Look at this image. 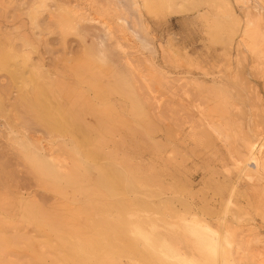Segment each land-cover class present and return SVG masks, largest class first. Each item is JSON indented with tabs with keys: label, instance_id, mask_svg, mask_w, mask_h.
Returning a JSON list of instances; mask_svg holds the SVG:
<instances>
[{
	"label": "rangeland",
	"instance_id": "obj_1",
	"mask_svg": "<svg viewBox=\"0 0 264 264\" xmlns=\"http://www.w3.org/2000/svg\"><path fill=\"white\" fill-rule=\"evenodd\" d=\"M32 1L0 0V47L30 52L28 65L55 80V99L47 93L41 107L55 109L52 118L66 121L75 138L50 136L35 112L17 107L15 99L30 91L28 69L11 78L0 65V264H154L131 239L129 214L145 229L180 218L225 225L237 243L257 228L254 242L264 246V218L229 158L239 147L233 113L251 106L248 81L257 100L243 122L264 117V41L254 55L238 45L246 19L264 32L260 0H137L141 8L134 0H48L39 28L26 15ZM56 6L63 15L77 7L85 20L57 27ZM221 101L228 107L219 113ZM228 118L226 144L209 128ZM28 143L41 157H26ZM51 152L65 170L44 169ZM247 257L241 260L252 264Z\"/></svg>",
	"mask_w": 264,
	"mask_h": 264
},
{
	"label": "bare ground",
	"instance_id": "obj_2",
	"mask_svg": "<svg viewBox=\"0 0 264 264\" xmlns=\"http://www.w3.org/2000/svg\"><path fill=\"white\" fill-rule=\"evenodd\" d=\"M46 1L49 2L48 0H33L29 5H27L28 7L26 8L27 9L26 15L29 18L31 26H34L35 28L41 27L39 25L38 18L40 16V14L42 13V11L45 10L46 7L48 6L47 5L48 3H46ZM142 1H144V0H142ZM242 2L244 4V1H242ZM141 3H142V5L144 4L143 2H141ZM147 3H145V4H147ZM134 5L137 7H140L141 4H137V0H134ZM261 5H264V1L260 0V6ZM58 7H59V5H58ZM72 7H74V6H72ZM261 7H264V6H261ZM56 8H57V6H56ZM61 8H57V9L61 10ZM76 8H75V10L67 9V11L64 13V15H63V12H64L63 10L65 8L61 11L56 9L58 12L57 15L59 16V13H62V15L59 18H57L55 16V18H57V19H55L56 24L55 23H52V24L57 25V27H61V25H64L66 23L71 24L72 21H75L78 23V21H80V20H85V16L83 15L84 13H80L79 12L80 10L78 11V10H76ZM148 8H150V6ZM253 10H255V9H253ZM148 11H149V9H148ZM244 11H245V8H244ZM250 12H252V11H250ZM47 13H49V12H47ZM257 13H259V12H257ZM247 15L248 14H246V16ZM251 16L253 17V14ZM49 17H50V15H49ZM51 17H53V15H51ZM234 17H236V16H234ZM63 20H65V22ZM261 20H262V18L260 19V21ZM51 21H50V24H51ZM255 21H254V24H255ZM262 21H264V20H262ZM251 22L252 21H250V19H246L243 24L241 23L242 25L239 28L240 29V31H239L240 32V37H239L240 39L238 40L239 44L237 43V41H235V42H236V45L238 44L239 47L241 46L243 51H245L246 53L250 52L251 54L254 55L255 52L259 49L258 48L259 46H257V45H259V43H257V40L262 38V41H264V34H262L264 32H262V33L258 32L257 30H258L259 25L257 27L252 26ZM258 24H259V22H258ZM44 26L46 28L50 25H44ZM102 26H103V30L105 31V33L110 36L111 31L109 30L108 26H106L105 24H103ZM50 27L48 29H50ZM235 29H236V25H235ZM236 30H237L236 33L239 34L238 28ZM226 37H227V35H226ZM230 40H228V41H230ZM234 40H237V39H234ZM26 42H27V39L25 40V38H24L23 43L25 44ZM258 42H260V41L258 40ZM230 44H231V42H230ZM261 45H262V43H261ZM24 46L26 47V45H24ZM222 47H224V46H222ZM230 47H232V46H230ZM230 47L228 49L231 50ZM262 49H264V48H262ZM262 49H260V50H262ZM225 54H227V53H225ZM247 56H248V54H247ZM230 57H232V56H230ZM262 59H264V58H262ZM231 60H232V58H231ZM252 60H250V61H252ZM257 60H258V58H257ZM223 61L225 62V60H223ZM261 61H264V60H261ZM10 62H13V64H14L13 70L10 68V65H9ZM29 62H30V52L24 51V50L15 51L14 48L11 47L8 42H4L3 45L0 47V65L3 66V69L6 70V72H8V74L11 78L16 76L17 69H19L21 71V74L23 73L25 68L28 69L27 70L28 80L31 83L30 91H26L25 93H23L22 95H20L19 97H17L15 99L16 106L17 107H23L24 109H26L28 111L35 112V114H36L35 121L40 126L47 129V131H49L48 133L50 136L57 134L60 136L63 135L65 137H68L71 140L74 139L75 134H73L72 130L69 129V125L66 121H62L61 119H60L61 121H56L52 118V115L55 113V109H54V111L53 110L47 111V109H44V107H41V106H43L40 103V101H43V99H41V98L43 96L46 97L47 93H49L48 98H49L50 103H51L52 99H55V96H54L55 91H56L55 88L59 85L55 82V80H53V78L51 76L48 77V73H44V71L40 69L39 65H37V64L28 65ZM262 64H264V63H262ZM226 67H227V65H226ZM262 67H264V66H262ZM0 68L2 69V67H0ZM234 68H235V66H234ZM253 69H251V70H253ZM256 69H257V67H256ZM262 69H264V68H262ZM229 70H230V68H229ZM241 70H242V68H241ZM233 71H230V72L233 73ZM262 71H264V70H262ZM225 72H226V70H225ZM25 73H26V71L24 72V74ZM227 73H226V75H227ZM254 73H253V75H254L253 77H255V75H256V72H254ZM258 73L260 74L259 70H258ZM219 74H220V71H219ZM250 74H252V72ZM228 75H231V74H228ZM245 75L246 74H244V77L247 78V76H245ZM236 76H238V75H236ZM241 76H243V75H241ZM262 78H264V77H262ZM243 80H245V79H243ZM229 81H231V80H229ZM240 81H242V79ZM255 82H254V84H255ZM230 83H232V82H230ZM244 85L245 84L243 82V86ZM240 86H241V84H240ZM245 86H246L247 92L249 93L248 94L249 96H247L245 94L246 95L245 100H246V98H248V100H249L248 104H251V106H253V104H255V100H257L256 96H255L256 95L255 92H257L258 89H257V91L254 92V89H256V88H254L253 87L254 85L252 83H250L249 81H248V83H246ZM221 90H222V88H221ZM243 90H244V88H243ZM238 92L240 93V91H238ZM220 95H221V93H220ZM221 97H220V100H221ZM225 97H226V95H225ZM228 97L229 96H227V99H228ZM240 97H241V95H240ZM232 99H233V97H232ZM46 100L47 99H45V101ZM223 100H226V99L224 98ZM258 100H259V98H258ZM228 101L229 102H227V103L230 104V100H228ZM241 101L239 100V102H241ZM253 101H254V103H252ZM236 102H237V100L235 101V103ZM227 103H226V105H227ZM222 104L223 103L221 101V107L219 104V106H217L219 108L218 109L216 108V110H219L221 108L220 110L225 111L224 110L225 107H228V106H226L224 104L225 107H223L224 109H222ZM231 104H232V102H231ZM245 104H243V105H245ZM1 105H3V98L0 99V106ZM14 106H15V104H14ZM232 106H234V103ZM251 106H249V107L251 108ZM249 107L248 108L243 107L244 109H246V111H245L241 107L236 109V106H235L236 111L233 113V115L236 114L238 116V119H239L238 121L240 123L239 124L240 132L237 131L240 133V135L237 134L238 135L237 140L239 142L238 148H242L243 155H239L238 150H237L238 148H237V149H235L236 153H234V155H231V157H229V158H231L232 160H233V158L236 159V160H234L235 161L234 162V166H235L234 171H236L238 173L237 178L239 180L244 181L248 185L249 189L252 188L251 194L253 195V199L256 200L254 203H256V202L258 203L257 205L260 208L262 218H264V117H261L258 114V116L260 117L258 122H257V120L253 121L254 119L253 120L251 119V120H249V122L246 121L247 123H244L243 120L246 118L243 119V114L245 112H247V109H249ZM60 108L61 107L59 106V109H58V111L56 110V113L60 114V116H61L62 111L60 110ZM51 109H53V108H51ZM229 109L232 110V108H230V107H229ZM229 109L226 110V112L227 111L232 112ZM258 110H259V107H258ZM219 111H217L216 114L221 117V118H218L219 116H217L220 123H221V119L223 118L222 116H224V114L225 115L227 114L229 118L231 117L230 116L231 114L229 113L230 114L229 115L228 112L227 113L222 112L223 114L221 116L219 114V113H221V111L220 112ZM260 111H261V109H260ZM249 113H250V111H249ZM249 113L247 114L248 116H249ZM213 114H215V113H213ZM244 115H246V114H244ZM254 115H256V113ZM262 115H264V114H262ZM241 117H242V119H241ZM214 118L217 119L216 117H214ZM214 118H213V121L215 120ZM225 118H223V119H225ZM229 118L226 119L228 121L225 120L224 124L223 123H222V125L218 124L219 126L210 125V128H209L210 130L212 129L211 132L213 131L216 134V137L222 139V141H226L227 139H229L228 136L226 135L227 131L223 130V127L226 129L229 126H231L232 122L229 120ZM214 122H215V124H217L216 121H214ZM255 122H257V123H255ZM208 124H212V123H208ZM207 127H208V125H207ZM234 128L232 130L235 131L236 129H234ZM230 133H231V131H230ZM237 140H236V143H234L235 146H237L236 145ZM34 144H32V143H28V145L26 144L27 147H31V151L30 150L28 151V152H30V154L26 153V157L28 159L33 158L34 156L41 157L39 155L40 154L39 152L42 150L40 148H38L39 146H37V144L36 145H34ZM226 144H227V141H226ZM226 144H225V146H226ZM227 151H228V148H227ZM53 154L51 152L49 154L48 161L44 162V166H45L44 169H49L51 172H53L54 168L57 170H65V168H64L65 166H64V164H62V162H64L63 159H60L59 156L57 157V155L54 156ZM30 155L33 157H31ZM30 160H32V159H30ZM229 204H227V205H229ZM30 210H26V211L29 212ZM26 211H25L26 215L25 214L24 215L29 216L27 214H31V212L28 213ZM257 212H258V210H257ZM229 213H231V212H229ZM129 215H130L129 216L130 217V224H127V225L130 226V227L129 226L128 227H129V235L132 237L131 239L133 240V242H135L136 244H138L142 248L144 255L152 258L154 264H247L248 263V261H247L248 257L251 260H253L252 262L250 261L249 263L264 264V246H259V245L256 246V244L258 242L257 243L254 242V241H258V238H259L258 234H257L258 236L255 235L256 233L253 234L255 231H258L257 228H256L257 230L255 229V231H254V229H252V228L250 229L247 227L248 229L245 230V232L243 230H242L243 232L240 231L241 232L240 236L242 239L238 238L240 241L237 243V242H235V237H234L235 234H232L230 232L231 230L228 227H227V229H229V231L227 229H224L226 227L225 225H224L225 227L223 226V228L222 227H215V229H212L209 226H207L206 224H203L202 222H198V220H196L195 218H190L187 220L185 218H180L178 223L163 224L160 229L154 225H150L148 227V229H145L143 226V223H142L141 219H139L138 215H136V214H129ZM127 223H128V221H127ZM241 228H245V227H241ZM251 235L256 236L255 238L257 240L251 239L250 238ZM259 240H260V238H259ZM236 241H237V239H236ZM262 242H264V241H262ZM254 243H255V245H254ZM244 257H247L246 263L241 260V258L243 259Z\"/></svg>",
	"mask_w": 264,
	"mask_h": 264
}]
</instances>
